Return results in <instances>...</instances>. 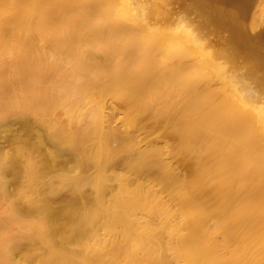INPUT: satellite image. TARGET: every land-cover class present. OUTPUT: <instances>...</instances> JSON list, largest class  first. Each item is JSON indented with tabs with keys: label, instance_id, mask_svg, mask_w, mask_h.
Returning a JSON list of instances; mask_svg holds the SVG:
<instances>
[{
	"label": "bare ground",
	"instance_id": "1",
	"mask_svg": "<svg viewBox=\"0 0 264 264\" xmlns=\"http://www.w3.org/2000/svg\"><path fill=\"white\" fill-rule=\"evenodd\" d=\"M167 1L0 0V264H264V64Z\"/></svg>",
	"mask_w": 264,
	"mask_h": 264
},
{
	"label": "rangeland",
	"instance_id": "2",
	"mask_svg": "<svg viewBox=\"0 0 264 264\" xmlns=\"http://www.w3.org/2000/svg\"><path fill=\"white\" fill-rule=\"evenodd\" d=\"M226 2V4L224 3V2ZM168 0L165 4H164V6H163V8L165 9V12L167 13V15L170 17V18H177V17H179L180 15H183V14H187V15H189V17L190 18H194L195 20H197L198 19V21L202 24V20L201 19H203L204 20V22H203V24L202 25H204V27L206 26V28H205V31H206V33L207 34H209L212 38H214L215 40H217L218 42H219V44L221 45V47L222 48H224V49H230L229 50V52L230 53H238L237 55L236 54H234V55H236L237 57L239 56V58L240 57H245V55H247V54H250V55H248V56H251V57H253V56H255V59H257L258 60V62L259 63H263L264 64V22L263 23H261V24H259V25H261L260 27H256L255 29L254 28H252L251 27V24H250V22H249V24H246V23H248V21L250 20L249 18V16L248 15H250V14H252L253 13V15H254V13H256L257 11H254V10H256L255 9V7H254V10H253V5H255V3H256V1L257 0H235V3L233 2H229L228 0L226 1V0ZM240 2H242V3H240ZM225 4V5H224ZM229 4H231V5H229ZM240 4H241V8H240ZM242 4H244L243 6H242ZM246 4V5H245ZM233 5H234V7H233ZM238 7H237V6ZM247 5H249L248 7H247ZM232 7V8H231ZM243 7H246V8H244L243 9ZM247 8H249V10L247 9ZM202 9V10H201ZM226 9V10H225ZM228 10V11H227ZM229 10H230V12H229ZM253 10V11H252ZM200 11V12H199ZM227 11V12H226ZM232 11V12H231ZM193 12H195V13H193ZM198 13H199V15H198ZM231 15H230V14ZM234 13H236L235 14V16L233 15ZM240 14V15H239ZM195 15V16H194ZM200 17V19H199V17ZM222 15H224V16H222ZM226 15V16H225ZM241 16H243V17H241ZM219 17V18H218ZM223 17V18H222ZM227 17V18H226ZM237 17H238V19H237ZM197 18V19H196ZM236 18V19H235ZM221 19H223L222 21H221ZM225 19V20H224ZM229 19H232L231 21L229 20ZM248 21H247V20ZM217 20H218V22H217ZM221 21V22H220ZM222 23V22H224V23H222V24H220V23ZM225 22L227 23V22H229V23H227L226 25H225ZM231 22H239V23H241L242 25H243V27H244V30H246L247 31V33H246V31H244V34H243V36H236L235 34H234V32H233V30H231V27H230V25H228V24H230ZM28 23H30V22H28ZM28 23H26L25 25H27V26H29V24ZM246 25H248V27H246ZM228 28H227V27ZM30 27L31 26H29V28L28 27H26V28H28L29 30H30ZM230 27V28H229ZM248 29H246V28ZM24 29H25V26H24ZM253 29L254 30H256V31H254L253 33H250V30H252L253 31ZM258 29V30H257ZM29 30H27V29H25V31L27 32H29ZM258 34V37L256 36ZM248 36V37H247ZM244 37L245 38H247L246 40H247V44H245V41H244ZM231 38H232V40H231ZM249 38V39H248ZM235 39H236V41H237V43H233L232 41H235ZM54 40V38L53 39H50L48 36H47V38L44 40L46 43H50L51 41H53ZM244 43V44H243ZM236 44V45H235ZM238 45V46H237ZM241 45V46H240ZM245 47V48H243V47ZM232 50V51H231ZM233 53H232V55H233ZM233 55V56H234ZM235 56V57H236ZM253 60H254V57L252 58ZM262 64V65H263ZM264 66V65H263ZM188 71L189 70H187V73H188ZM190 72V71H189ZM150 97V96H149ZM147 98H148V96H147ZM147 98H145V99H147ZM144 99V98H143ZM150 99V98H149ZM149 99H147V100H149ZM144 101H146V100H142V102H144ZM146 104H147V101L145 102ZM149 103H152L151 102V100L149 101ZM149 103L145 106V107H149L150 105H149ZM143 105V104H142ZM58 115H59V117L61 118V119H59V120H62V121H64L65 120V117H64V115H61V114H59L58 113ZM58 117V118H59ZM61 121V122H62ZM129 124H131V123H128V122H123V126L121 127V129L125 132V133H129L130 131H133L134 132V127L132 126V125H129ZM139 124H142V122L140 123L139 122ZM124 125H125V127H124ZM131 126V127H130ZM148 127V126H147ZM127 129V130H126ZM147 129H149V132H151V135L150 136H148V138L147 139H150V138H155V137H157V136H159L160 134H161V136L162 135H164L165 133H163L164 131H162L161 129V131H158L159 130V128L158 129H154V130H151V127H149V128H147ZM128 131V132H127ZM133 132H130V134L131 133H133ZM150 137V138H149ZM60 140V141H59ZM151 140V139H150ZM157 140H159V141H157ZM152 141V140H151ZM163 140L162 139H156V140H153V142H152V144L154 145L153 147H155L156 145H157V147H158V150H159V152L161 153V151H160V147H162V148H164V149H162L161 148V150H162V156L160 155L159 157V159H157L156 161L158 162V164H155V166H154V168H158L159 167V165H162V164H164V163H169L171 160V158L168 160V153H167V151H168V149H169V146H171V144L172 143H170V142H162ZM62 142H64V139L63 138H59L58 139V144H59V146H61V144L60 143H62ZM157 142H158V144H162L161 146L160 145H158L157 144ZM162 142V143H161ZM174 143L175 142H177V141H173ZM170 144V145H167V144ZM150 144V143H149ZM151 144V145H152ZM165 144H166V146H165ZM62 145H63V143H62ZM143 147L144 146V144L142 143L141 145H140V147ZM145 147V146H144ZM143 147V148H144ZM150 147V146H149ZM149 147H145L144 149L145 150H147V149H150ZM157 147H155V148H157ZM166 147V148H165ZM168 147V148H167ZM174 146H171L170 147V149H174L173 148ZM177 148V147H176ZM87 149V148H86ZM115 149V146L112 144L111 145V150H114ZM142 149V148H141ZM167 149V150H166ZM143 150V149H142ZM166 150V151H165ZM164 151V152H163ZM121 152L122 151H120V152H117L118 154H117V156H118V158H115V160L117 161V159H120L121 157L120 156H122L121 155ZM159 153V154H160ZM164 153H166V154H164ZM163 154H164V156H166L165 157V159L163 158L164 156H163ZM168 157V158H167ZM158 158V157H157ZM162 159V160H161ZM167 161V162H166ZM169 161V162H168ZM156 162V163H157ZM158 165V166H157ZM93 169L92 170H90L88 173H91V176L93 175V174H95V172L93 171ZM153 171H154V173H156L157 172V169H156V172H155V170L153 169ZM156 181L154 180L153 181V184H154V188L156 189V188H158V187H156L155 186V184L157 183H155ZM213 183V182H212ZM166 193L165 192H163V196L165 195ZM165 199V198H164ZM167 199V198H166Z\"/></svg>",
	"mask_w": 264,
	"mask_h": 264
}]
</instances>
